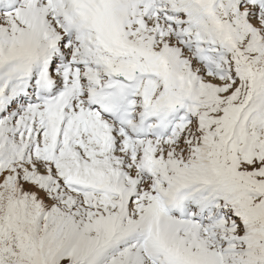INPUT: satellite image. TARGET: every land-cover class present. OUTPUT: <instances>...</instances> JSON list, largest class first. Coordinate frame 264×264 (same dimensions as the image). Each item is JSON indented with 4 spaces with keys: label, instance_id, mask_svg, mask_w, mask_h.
I'll use <instances>...</instances> for the list:
<instances>
[{
    "label": "snow or ice",
    "instance_id": "snow-or-ice-1",
    "mask_svg": "<svg viewBox=\"0 0 264 264\" xmlns=\"http://www.w3.org/2000/svg\"><path fill=\"white\" fill-rule=\"evenodd\" d=\"M0 264H264V0H0Z\"/></svg>",
    "mask_w": 264,
    "mask_h": 264
}]
</instances>
